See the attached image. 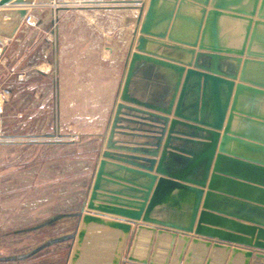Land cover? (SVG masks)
Here are the masks:
<instances>
[{
  "label": "water",
  "instance_id": "1",
  "mask_svg": "<svg viewBox=\"0 0 264 264\" xmlns=\"http://www.w3.org/2000/svg\"><path fill=\"white\" fill-rule=\"evenodd\" d=\"M34 1L0 0V35ZM137 3L87 200L44 224L75 232L1 263L71 241L67 264H264V0Z\"/></svg>",
  "mask_w": 264,
  "mask_h": 264
},
{
  "label": "rangeland",
  "instance_id": "2",
  "mask_svg": "<svg viewBox=\"0 0 264 264\" xmlns=\"http://www.w3.org/2000/svg\"><path fill=\"white\" fill-rule=\"evenodd\" d=\"M65 1L70 0H41L37 2V10L43 15L46 12L57 15L65 10L88 9L103 13L104 16L99 19L101 26H117L115 39L119 77L125 47L136 21V11L126 6H139L137 1L144 0H90L92 2L86 3L87 8L74 6L75 3H62ZM108 10L113 13L111 18L107 17L109 13H105ZM57 18L61 21L60 17L55 16L54 26L58 25ZM92 20L88 19L90 22ZM83 21L87 20L71 18L61 25L69 28L65 30V37L70 38L69 43L77 42V28L82 26ZM32 22L29 26L35 25L34 18ZM91 53L87 56V63H94V66L87 68L86 82H73V71L69 73L67 78L71 82L68 91H64L67 98L58 99L54 94L50 113L35 114L29 110L32 100L27 90L25 97L18 93V97L10 96L6 104L2 105L0 258L26 254L49 239L76 230V220L66 217L44 224L57 216L80 211L87 200L100 156L105 127L113 106L115 83L105 80L109 78L108 73L102 75L108 68L104 60L99 58V53ZM8 55L10 59L13 52ZM26 57L29 58V55ZM104 57L107 58L108 53ZM97 63L101 64L100 68ZM13 69L11 66L4 70L0 64V93L3 88L19 91L15 75L11 74ZM54 85L57 87L60 84ZM63 85L66 87L67 83ZM79 86H82V90ZM58 104H63V107L58 109ZM21 106L26 109H21ZM70 249L71 241H67L50 246L27 260L0 264H67Z\"/></svg>",
  "mask_w": 264,
  "mask_h": 264
},
{
  "label": "crops",
  "instance_id": "3",
  "mask_svg": "<svg viewBox=\"0 0 264 264\" xmlns=\"http://www.w3.org/2000/svg\"><path fill=\"white\" fill-rule=\"evenodd\" d=\"M39 1L41 0H35L34 5L29 8L30 14L33 15V18L35 19V25L24 27L23 19L19 30H17L13 37L9 38L0 35V64L4 66V70L13 66L14 69L11 74L13 73L15 75V81L17 80V85L20 86L19 91H12L9 88H3V90H1L3 92L0 93V99L3 98L4 100H2V102L0 101V114L3 110L2 105L6 104V101L10 96H13L14 98L18 97L19 93L21 97H25L27 91L30 100H32L29 110H32L35 114L43 112L45 114L50 113L53 110L52 100L54 94H56L58 99L67 98L64 91H68V84L71 82V79L67 78L70 76L69 73L73 71V82L79 84L86 82V70L87 68H90V66H94V63L93 65L87 63V56H89V53L91 52H97L99 53V58L104 60L108 68L105 70L106 73L104 72V74H102L101 71H98L99 74L106 75L108 73L109 78H106L105 80L113 81L115 83V86L113 87V106L110 111L111 116L123 77L126 56L133 37L134 27L130 32L131 34L127 46L125 47V54L121 62L122 69L120 76L118 77V56L116 57L118 46L115 39L117 34L116 25L110 26L109 28L101 26L99 19H102L104 14L91 9L76 11L65 10L57 14L59 16L52 12H46L43 15V12L37 10V2ZM6 8H11V6L9 5ZM105 13H109L107 14L109 15L107 17H112L113 13L111 10H108ZM137 14L138 11L136 10L134 18L137 17ZM55 16L60 17L61 19L59 22V18H57V26H54ZM71 18L87 20L81 22L82 26L77 25L78 31L76 35V43H69L70 38L67 36L65 37V30L69 28L61 26L66 19L69 20ZM88 19H93L92 21H94V23L88 21ZM0 22L2 23L3 28H7L10 25L5 14H2V17H0ZM40 38L43 39L39 41ZM11 52H13V56L8 59L7 56H9L8 54ZM101 52L103 53V57H100ZM106 53H108L107 58L104 57ZM27 54L29 55V58L26 57ZM100 65L101 64H98V67ZM70 68H72L71 71ZM65 82L67 83L66 87L63 85ZM55 83L60 85L54 87ZM79 87H81L82 90V86ZM57 107L58 109L62 108L63 104H61V106L58 104ZM21 109L25 110L26 108L21 106ZM1 129L2 126L0 124V131Z\"/></svg>",
  "mask_w": 264,
  "mask_h": 264
},
{
  "label": "built area",
  "instance_id": "4",
  "mask_svg": "<svg viewBox=\"0 0 264 264\" xmlns=\"http://www.w3.org/2000/svg\"><path fill=\"white\" fill-rule=\"evenodd\" d=\"M78 0H70V1H65V2H62V3H66V4H69V3H76ZM61 3V2H60ZM55 6V5H54ZM30 11V10H29ZM32 15L30 14V13H28L26 16H25V18H24V21H23V25H25V26H29V25H32ZM0 141H1V139H0Z\"/></svg>",
  "mask_w": 264,
  "mask_h": 264
},
{
  "label": "bare ground",
  "instance_id": "5",
  "mask_svg": "<svg viewBox=\"0 0 264 264\" xmlns=\"http://www.w3.org/2000/svg\"><path fill=\"white\" fill-rule=\"evenodd\" d=\"M90 2H92V1H90V0H78L76 3H75V5L74 6H78V7H85V8H87L88 6H86V3H90ZM126 7H132V8H134V7H138V5H130V6H126ZM30 8V7H29ZM132 8H131V10H132ZM127 10H128V8H127ZM134 10L136 11V9L134 8ZM138 11V10H137Z\"/></svg>",
  "mask_w": 264,
  "mask_h": 264
}]
</instances>
